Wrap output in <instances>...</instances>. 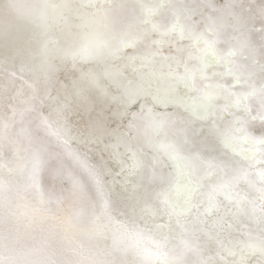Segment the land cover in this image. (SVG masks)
<instances>
[{"label": "snow or ice", "instance_id": "obj_1", "mask_svg": "<svg viewBox=\"0 0 264 264\" xmlns=\"http://www.w3.org/2000/svg\"><path fill=\"white\" fill-rule=\"evenodd\" d=\"M8 9L26 39L0 45V128L31 116L84 161L109 219L118 187L144 225L118 229L142 264H181L171 241L187 247L192 225L243 214L242 184L264 207V62L229 22L230 5L8 0ZM10 31L0 24V40ZM38 169L37 159V190ZM245 248L264 264V241L230 250L231 264H249Z\"/></svg>", "mask_w": 264, "mask_h": 264}, {"label": "bare ground", "instance_id": "obj_2", "mask_svg": "<svg viewBox=\"0 0 264 264\" xmlns=\"http://www.w3.org/2000/svg\"><path fill=\"white\" fill-rule=\"evenodd\" d=\"M25 2L33 3L36 0ZM193 2L183 0L184 4ZM220 3L221 8L226 4L231 6L229 19L232 23L243 25L242 38L245 41L250 43L253 40L248 32L259 24L262 25L261 36L264 39V0H221ZM8 11V0H0V24L3 26L4 22H11V16L6 15ZM8 25L4 26L6 31ZM13 25L10 35L0 40L2 45L18 38V26ZM254 49L257 50V58L263 60L264 51L256 45ZM30 128L32 131H27L25 140L31 144V156L13 160L11 151L4 152L9 149L8 146L0 143V256L11 257L13 263L20 264H142L135 247L122 239L118 231L121 225L130 231L143 229L137 225L139 221L129 225L116 224V228H112L113 220L100 212L105 216L103 222L106 226H103L101 215L98 216L95 208L99 209L100 203L98 206L95 204V195L89 186V176H93L84 161L74 152H66L39 125L33 124ZM19 134L20 131L16 136ZM6 136L7 129L0 128V139ZM13 147L17 154L20 146L16 140H13ZM37 159L39 190L30 180L31 165ZM83 166L86 172L81 170ZM8 171H13L11 177L14 185L23 189L19 195H16L15 188L6 178ZM3 186L5 189L1 192ZM247 190L249 195L252 194L253 190L248 186ZM119 193L117 187L112 198ZM251 203L254 208L253 198ZM126 204L127 201L117 203L112 214H115V210L117 213L123 210L125 216L131 217ZM223 207H229L227 202ZM43 208H58L62 215L57 218L61 221L53 222V214L48 212L47 215ZM34 210L39 211L38 214L46 220L36 217ZM252 218L256 222L261 217ZM110 228L114 231L111 234L106 232ZM259 228L260 224L250 221V217L245 220L242 215L235 218L228 216L222 227L209 228L205 225L201 228L199 224L192 225L186 237L187 247L178 244L176 239L171 241L169 247L177 246L175 251L181 255V264H231L235 258L228 255L230 250L239 253L241 244L264 241ZM197 233L203 237L200 238ZM18 243L26 248L18 250L12 247ZM245 251L248 253V262L254 261L249 264H258L259 252H253L250 248H245Z\"/></svg>", "mask_w": 264, "mask_h": 264}, {"label": "water", "instance_id": "obj_3", "mask_svg": "<svg viewBox=\"0 0 264 264\" xmlns=\"http://www.w3.org/2000/svg\"><path fill=\"white\" fill-rule=\"evenodd\" d=\"M183 2V0H182ZM221 0H214V3L216 5L217 8H221ZM186 5H190L189 3H187ZM11 22H4V26L5 25H9L7 27H11V28H14V25L13 24H16L18 27H19V22L11 16ZM229 22L232 23V21L229 19ZM263 28H262V25L259 24L255 27H252L250 29V31L248 32V36L249 37H253L252 41L250 43H248L246 41V44H247V51L251 52L254 54V58L260 62H264V59L263 60H259L257 58V55H256V52L257 50L254 49L255 45L256 46H259L260 49H262V51H264V39L262 38L261 36V32H262ZM18 37L19 38H15L14 40L10 41L8 44L9 45H18V46H23V40L26 39V34L23 33L22 31L18 33ZM0 45H2V43H0ZM2 50V49H0ZM33 124H36L38 125V123L31 117V116H26L22 121L20 122H17V123H14L13 125H11L8 129H7V136L6 138L4 139H0V143L3 142L4 145L8 146V150L4 151V152H8V151H11L12 152V157H13V160L15 159H23V158H27L29 156H31V153H30V146L31 144H29L25 138L26 136L28 135V132H31L32 129L30 127L33 126ZM20 131V134L18 135V137L16 136V133ZM13 140H16V143L20 146V150L17 154L14 153V147H13ZM28 146L29 149L26 147ZM3 152V153H4ZM1 153V152H0ZM5 155V154H3ZM81 170H86V167H80ZM86 172V171H85ZM13 171H8L7 173V179L11 182V184L13 185V187L15 188V193L16 195H19L21 193V191L23 190L21 187H17V185H14V181H13V178L11 177ZM89 186H91V190H92V193L93 195H95V204H97V206L99 205L100 203V206H99V209L96 208L97 210V214L98 216L101 215L100 212H103L102 210V201H101V198H100V195L98 193V190H97V186H96V183L94 181V178L93 177H90L89 176ZM45 186H47L46 184H44ZM4 186L2 187L1 189V192L4 191ZM240 190L242 192V194H246V204H245V211L243 214H240L244 217V219L246 220L247 218L250 217V221L254 222L255 224H260V231H259V234L261 236V238L264 237V232L262 231V229L264 230V207H262L260 204H259V201L257 200V193L253 190L251 193L252 194H248L249 193V190H247V185H241L240 186ZM125 194L123 193H119L117 195H115V200L113 199L114 201V209H116V204L117 203H120L122 201H126V199L124 198ZM119 198H123V200L119 199ZM254 199V204L256 205L254 208H252L251 206H253V203H251V199ZM221 200V205L222 207L225 206V201L223 200V198H220ZM117 202V203H116ZM251 203V204H250ZM228 205V204H227ZM224 208V207H223ZM47 215H49L48 212H51L53 214V218L55 219H52L53 222H59L61 221L60 219L58 220V216L62 215V212H60L58 210V208H43ZM226 209V207H225ZM235 210V209H233ZM35 212V216L40 218L41 220H46V218H42L41 215L38 214L39 211L37 210H34ZM256 212V214H255ZM124 211L123 210H120L119 213L116 212L115 210V214H111V219L113 220V223L111 225L112 228H116V224H124V225H129L130 223L132 222H137V220L133 219L132 217H127V215L125 216L124 214ZM43 214V213H42ZM260 216L261 218L257 219V221L255 222V220L252 218V217H258ZM101 218H102V222L101 224H103V226H106V224L103 222V219H105V216H102L101 215ZM138 224L137 225H140L141 227L144 228V226H142V223L140 222H137ZM110 228L108 231H106L107 233L111 234L113 233V229ZM240 232H238V236H239ZM196 235H198L200 238H202L203 236L200 234V233H197ZM264 240V239H263ZM19 245H13L12 247H17L18 250H22L21 248H26V247H23V245H20V243H18ZM26 259H30V258H26ZM225 259L227 260V258L225 257ZM25 260V259H24ZM23 260V261H24ZM254 262L253 259L249 261V263H252ZM13 264H20V263H13Z\"/></svg>", "mask_w": 264, "mask_h": 264}]
</instances>
